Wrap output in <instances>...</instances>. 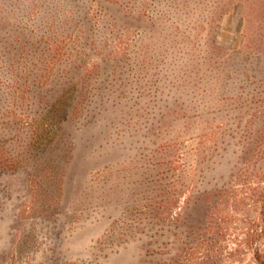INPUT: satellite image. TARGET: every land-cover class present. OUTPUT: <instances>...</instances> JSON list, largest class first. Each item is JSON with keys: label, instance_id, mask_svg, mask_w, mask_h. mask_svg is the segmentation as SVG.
I'll return each mask as SVG.
<instances>
[{"label": "rangeland", "instance_id": "obj_1", "mask_svg": "<svg viewBox=\"0 0 264 264\" xmlns=\"http://www.w3.org/2000/svg\"><path fill=\"white\" fill-rule=\"evenodd\" d=\"M262 141L264 0H0V264H253Z\"/></svg>", "mask_w": 264, "mask_h": 264}, {"label": "trees", "instance_id": "obj_2", "mask_svg": "<svg viewBox=\"0 0 264 264\" xmlns=\"http://www.w3.org/2000/svg\"><path fill=\"white\" fill-rule=\"evenodd\" d=\"M260 144L261 145L259 147L261 148H259V151H257L258 157L256 158L257 163H259V159H261L259 163L258 173L255 175V180L257 182H259V180L261 179L260 176L264 175V165L263 166L261 165V162L264 159L261 158L264 156V141H262ZM248 178L249 177L245 176L243 177L242 180L246 183L248 181ZM177 187L179 188L178 190L179 192H177L178 198L173 197L169 201L161 200L159 203L160 210L158 211L159 223L164 224L165 216H168V213L170 212L171 208L173 206L174 207L176 206L178 209V213L176 212L174 216L171 217L172 225L175 228L182 226L184 222L188 220V212L190 209V205L192 203L188 200H193V202L197 200V196H193L192 199L190 198L188 199L185 197L181 201L180 193L183 187L181 185H178ZM251 197H252V206L257 210L258 221L256 225H254L255 222H253L254 228L244 235L246 236L247 241L243 242L242 247L246 248L248 251L251 252V260L253 264H264V187L257 185L256 188H253ZM180 201H181V206H180ZM236 206L238 207L239 205L236 204ZM190 229H191V225L187 223L186 230H188L187 231L188 233L186 234V236H184L185 246L191 245L192 241L194 240V237ZM186 254H188V251H186Z\"/></svg>", "mask_w": 264, "mask_h": 264}]
</instances>
